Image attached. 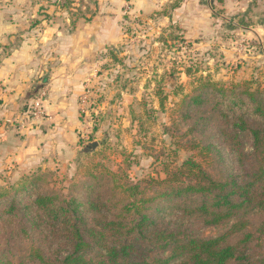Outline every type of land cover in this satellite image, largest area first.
<instances>
[{"label":"trees","instance_id":"obj_1","mask_svg":"<svg viewBox=\"0 0 264 264\" xmlns=\"http://www.w3.org/2000/svg\"><path fill=\"white\" fill-rule=\"evenodd\" d=\"M178 105L165 130L203 159L137 179L103 165L66 191L26 176L0 191V264H264V85L198 76Z\"/></svg>","mask_w":264,"mask_h":264},{"label":"rangeland","instance_id":"obj_2","mask_svg":"<svg viewBox=\"0 0 264 264\" xmlns=\"http://www.w3.org/2000/svg\"><path fill=\"white\" fill-rule=\"evenodd\" d=\"M69 1L75 3L70 4ZM180 1L125 0L122 3L117 20V40L112 44H104L117 45L120 53L107 49L99 52V56L94 52V57L100 60L101 56L108 54L110 59L98 63L96 73L109 77L108 91L112 90L114 95H118L122 90L124 95H128H120L123 113L115 117L116 121L111 119L113 125L101 130L103 114L98 110L97 103L103 100L108 93L106 91L96 96L93 104L94 112L91 114L94 122L89 129L88 141L96 140L98 143L91 151L80 152L85 138L79 137V147L70 155L62 156L57 151L53 155L51 151L47 154L50 157L32 165H23L14 156L7 159L6 155L0 154V191H8L7 199L13 194L21 195L22 188L19 185L26 176L35 173L46 175L43 180L37 179V184L31 189L66 191L72 179L76 180L87 170L92 171L103 165L116 170L121 168L123 173L137 179L148 174L162 176L160 161H176L189 154L196 155V159H203L202 155L195 153L196 150L181 147L186 137L180 132L170 134L165 130L175 117L179 102L192 92L198 76L210 77L225 85L247 80L253 86H263L264 61L260 63L255 60L252 63L236 55L232 61L222 64L223 56L219 54L217 45L238 47L242 43L244 52H257L251 45L258 43L233 30L232 21L237 18L232 13H225L222 0H205L207 28L197 33L198 24L190 27L195 29V37L201 40L203 46L199 45L197 40L185 36L179 20H164ZM59 2L63 6L73 7L69 10L73 14L83 5L90 8L87 13L94 9L93 0ZM102 4L105 6L107 3ZM42 7L56 10L57 0H45ZM54 36L49 37L51 43L57 39V35ZM92 88L95 93L96 82ZM79 117H83L80 106ZM209 161L210 171H217L219 163L216 158ZM3 201L6 200H0V208ZM221 229L222 226H212L201 228L200 231L203 235H215Z\"/></svg>","mask_w":264,"mask_h":264},{"label":"crops","instance_id":"obj_3","mask_svg":"<svg viewBox=\"0 0 264 264\" xmlns=\"http://www.w3.org/2000/svg\"><path fill=\"white\" fill-rule=\"evenodd\" d=\"M59 1L52 10L42 7L45 0H0V154L7 159L14 156L23 165L39 163L51 151L67 156L77 150L82 124L79 98L87 78L96 82L98 96L108 92L97 103L103 114L101 130L123 113L120 95L128 96L122 90L118 95L108 91L109 77L96 73L98 63L110 59L108 54L100 60L94 57V52L99 56L107 49L120 53L117 45L104 44L117 40V20L125 0H93L91 13L83 5L75 14L69 12L73 7ZM222 2L225 13L237 18L233 30L258 43L251 45L257 52L217 45L222 64L236 55L252 63L264 61V0ZM206 10L205 0H181L164 20H179L185 36L201 45L195 36L207 28ZM195 24L197 33L190 28ZM53 34L57 39L51 43ZM41 91L40 113L34 115L31 105Z\"/></svg>","mask_w":264,"mask_h":264},{"label":"built area","instance_id":"obj_4","mask_svg":"<svg viewBox=\"0 0 264 264\" xmlns=\"http://www.w3.org/2000/svg\"><path fill=\"white\" fill-rule=\"evenodd\" d=\"M243 45L242 43H239L238 49L242 50ZM88 81L84 87L83 91L80 94L79 98V104H80V111L83 113L82 117V124L79 131L80 137L85 138V140L88 138L89 129L92 126V123L94 122V118L91 114V112H94L93 104L95 103V97L98 96V94L95 92L92 88V83H90L89 78H87ZM44 95V91H41L40 94L33 100L31 105V112L34 115H38L40 113L41 108V100L40 97Z\"/></svg>","mask_w":264,"mask_h":264},{"label":"water","instance_id":"obj_5","mask_svg":"<svg viewBox=\"0 0 264 264\" xmlns=\"http://www.w3.org/2000/svg\"><path fill=\"white\" fill-rule=\"evenodd\" d=\"M37 90V89H36ZM97 141L96 140H89V141H86L81 149H80V152L81 153H86L88 151H91L92 149H94V147L97 145Z\"/></svg>","mask_w":264,"mask_h":264}]
</instances>
